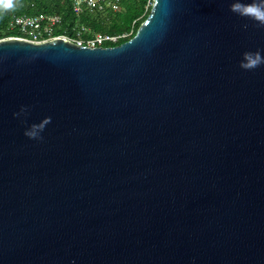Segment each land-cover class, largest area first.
<instances>
[{"label": "water", "instance_id": "obj_1", "mask_svg": "<svg viewBox=\"0 0 264 264\" xmlns=\"http://www.w3.org/2000/svg\"><path fill=\"white\" fill-rule=\"evenodd\" d=\"M230 2L152 0L113 46L0 39V264H264V65L238 66L264 27Z\"/></svg>", "mask_w": 264, "mask_h": 264}, {"label": "built area", "instance_id": "obj_2", "mask_svg": "<svg viewBox=\"0 0 264 264\" xmlns=\"http://www.w3.org/2000/svg\"><path fill=\"white\" fill-rule=\"evenodd\" d=\"M70 4L76 15L82 14L85 10L119 11L122 8L121 0H70ZM151 4L152 0H148L146 8ZM131 33L132 31L118 34L99 31L90 33L89 28L83 25H72L67 30L64 29L61 15L38 12L13 16L5 25L3 36L0 39L16 37L31 42H43L60 37L77 45L105 47L113 46Z\"/></svg>", "mask_w": 264, "mask_h": 264}, {"label": "trees", "instance_id": "obj_3", "mask_svg": "<svg viewBox=\"0 0 264 264\" xmlns=\"http://www.w3.org/2000/svg\"><path fill=\"white\" fill-rule=\"evenodd\" d=\"M147 1L121 0L122 9L119 11L85 10L82 14L76 15L71 8L70 0H18L13 10L0 14V38L3 36L5 25L13 16L44 12L61 15L64 29L67 30L72 25H83L89 28L90 33L99 31L118 34L132 31L128 37L114 44L117 45L131 38L139 24L146 18L150 10V6L146 8Z\"/></svg>", "mask_w": 264, "mask_h": 264}, {"label": "clouds", "instance_id": "obj_4", "mask_svg": "<svg viewBox=\"0 0 264 264\" xmlns=\"http://www.w3.org/2000/svg\"><path fill=\"white\" fill-rule=\"evenodd\" d=\"M18 4V0H0V14L5 11L13 10ZM229 10L238 16L247 17L261 27H264V0H231ZM244 28L248 25L244 24ZM264 65V55L259 50H246L241 53L238 66L246 71L256 69ZM28 113V106L21 105L18 112H14L13 116L23 117ZM21 123H25L21 119ZM51 123V117L45 116L38 122L31 123L25 129L23 134L29 139L42 140V133L46 126Z\"/></svg>", "mask_w": 264, "mask_h": 264}, {"label": "rangeland", "instance_id": "obj_5", "mask_svg": "<svg viewBox=\"0 0 264 264\" xmlns=\"http://www.w3.org/2000/svg\"><path fill=\"white\" fill-rule=\"evenodd\" d=\"M122 9V8H121Z\"/></svg>", "mask_w": 264, "mask_h": 264}]
</instances>
